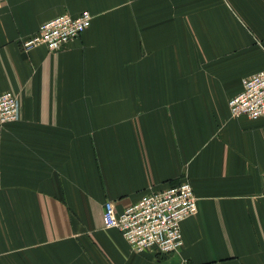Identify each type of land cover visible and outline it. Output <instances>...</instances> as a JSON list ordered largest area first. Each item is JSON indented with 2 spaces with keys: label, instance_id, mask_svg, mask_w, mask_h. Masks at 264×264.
Returning <instances> with one entry per match:
<instances>
[{
  "label": "crops",
  "instance_id": "1",
  "mask_svg": "<svg viewBox=\"0 0 264 264\" xmlns=\"http://www.w3.org/2000/svg\"><path fill=\"white\" fill-rule=\"evenodd\" d=\"M91 27L62 49L22 40L62 13ZM264 69V0H5L0 264H264V119L233 117ZM189 179L183 247L134 252L104 225Z\"/></svg>",
  "mask_w": 264,
  "mask_h": 264
},
{
  "label": "built area",
  "instance_id": "2",
  "mask_svg": "<svg viewBox=\"0 0 264 264\" xmlns=\"http://www.w3.org/2000/svg\"><path fill=\"white\" fill-rule=\"evenodd\" d=\"M4 1L0 0V15ZM92 21L93 15L88 10L77 15L62 13L24 38L22 48L28 52L43 46L51 52L58 51L79 38L91 27ZM228 104L233 117L264 119V69L243 78L241 91ZM20 118L19 95L11 91L0 93V130ZM197 213L192 183L184 179L177 185L148 192L121 212L117 211L113 201H107L103 219L107 229H116L122 234L132 251H156L168 255L182 249V224Z\"/></svg>",
  "mask_w": 264,
  "mask_h": 264
}]
</instances>
